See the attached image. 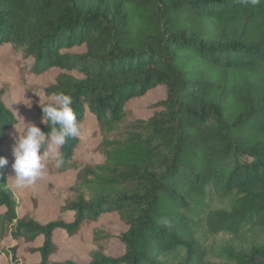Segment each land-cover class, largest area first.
<instances>
[{
  "label": "trees",
  "instance_id": "1",
  "mask_svg": "<svg viewBox=\"0 0 264 264\" xmlns=\"http://www.w3.org/2000/svg\"><path fill=\"white\" fill-rule=\"evenodd\" d=\"M3 45L31 60L28 75L57 71L43 104L71 95L78 124L89 114L99 139L91 151L101 164L76 158L78 137L60 149V167L46 160L52 175L74 173L59 218L46 225L17 218L0 169L5 224L15 223L13 236L27 243L42 239L32 250L38 264H77L51 260L59 252L53 235L74 237L85 225L87 264H215L197 228L264 230V0H0ZM156 87L164 99L152 117L136 118L128 102ZM4 93L0 145L17 123ZM208 193L233 196L230 211L211 210ZM110 215L125 226L118 235L100 223ZM114 240L124 250L112 258ZM222 264H264V245L227 249Z\"/></svg>",
  "mask_w": 264,
  "mask_h": 264
},
{
  "label": "rangeland",
  "instance_id": "2",
  "mask_svg": "<svg viewBox=\"0 0 264 264\" xmlns=\"http://www.w3.org/2000/svg\"><path fill=\"white\" fill-rule=\"evenodd\" d=\"M76 52L82 51L76 49ZM25 65L31 64V60L24 62ZM21 54L12 50L8 45L0 47V89L5 90L2 97L3 104L11 111L15 117L17 127L23 126L25 122L35 123L42 126L41 117L37 114L35 106H39V99L48 83H53L57 77V71H51L41 76L26 74ZM165 89L156 87L149 91L145 96L131 100L127 104V109L132 111L133 115L141 120H147L152 117L156 111L152 106L163 100ZM31 102V107L27 106ZM45 102L41 96V104ZM80 143L76 149V158L90 164H101L102 158L97 153H92L99 139L93 134L96 130V124L89 114L82 124L79 125ZM14 127L7 131V136L2 145H0V156L8 159V164L1 169L4 173L3 188L7 190L16 201V215L18 219L28 216L35 222L46 225L56 221L59 218V209L62 206V200L68 195V189L74 181V173L68 172L62 175H52L47 168V159L45 158L44 176L36 181L35 184L25 187H17L14 183V173L12 163L14 158L11 152L13 143L12 136ZM233 196H218L214 194L207 195V203L213 211H230ZM5 209L0 206V225H4L0 230V264H38L39 255L32 250L42 245V239L38 238L34 242L27 243L21 238L13 236L14 225L5 224ZM64 222H70L72 216L63 214L60 217ZM100 223H107L114 235L125 230V226L120 223L116 215L102 217ZM91 225H85L74 237H67L64 232L57 231L53 235V242L59 248V252L51 260L59 263L64 260L73 259L77 264H87L89 262L91 245ZM196 237L206 253V260L222 264L224 260V251L232 249L236 252H248L254 246L264 245V230L257 226H250L243 229L237 236L227 233L210 235L205 226L196 229ZM123 246L118 240H114L107 252V255L115 258L123 253Z\"/></svg>",
  "mask_w": 264,
  "mask_h": 264
},
{
  "label": "clouds",
  "instance_id": "3",
  "mask_svg": "<svg viewBox=\"0 0 264 264\" xmlns=\"http://www.w3.org/2000/svg\"><path fill=\"white\" fill-rule=\"evenodd\" d=\"M245 2L255 6L259 0H245ZM36 94L40 98L41 122L50 130L42 131L35 123H26L24 119L22 127L13 125L15 132L12 136L11 152L14 162L11 167L17 187L33 185L44 176L45 158L54 160L56 167H60L63 164L60 149L69 138L80 135L71 95L58 92L48 103L41 105V97ZM27 106L31 107L30 101ZM7 164L8 159L0 156V169Z\"/></svg>",
  "mask_w": 264,
  "mask_h": 264
}]
</instances>
